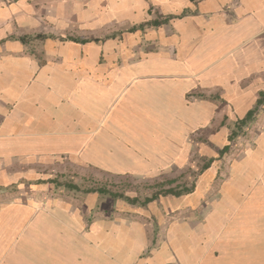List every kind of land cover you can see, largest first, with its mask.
<instances>
[{
	"label": "crops",
	"instance_id": "0c3cea01",
	"mask_svg": "<svg viewBox=\"0 0 264 264\" xmlns=\"http://www.w3.org/2000/svg\"><path fill=\"white\" fill-rule=\"evenodd\" d=\"M260 94L264 0H0V264H264V114L232 130ZM193 168L163 245L142 208L59 184Z\"/></svg>",
	"mask_w": 264,
	"mask_h": 264
},
{
	"label": "rangeland",
	"instance_id": "374dc122",
	"mask_svg": "<svg viewBox=\"0 0 264 264\" xmlns=\"http://www.w3.org/2000/svg\"><path fill=\"white\" fill-rule=\"evenodd\" d=\"M261 96H264V94H260ZM262 103V99L259 100L256 103V108H254L251 113L244 119V121L241 120V123H236L233 124L232 130H237L239 132L242 131L241 135L245 133V139L247 138L248 134H250L252 131H246V127L250 125V127L252 128L254 126V121L255 118H258V115H263L264 114V108L261 107ZM227 125H224V128H227ZM248 128V127H247ZM249 129V128H248ZM245 141L243 139V137H230L228 136V144L226 145V152L225 154V159L228 158V156L231 154L230 152L233 151L236 146L234 145L237 141ZM252 141V138H250V140H246L245 145H243V147H245L247 144H250ZM234 145V146H233ZM235 152V151H234ZM197 155V154H196ZM198 156V161L200 160V156ZM220 158H222V156H220ZM223 159V158H222ZM203 164V163H201ZM203 166V165H202ZM200 167V166H199ZM202 168V167H201ZM199 168H193L192 170H187V171H176V172H169L170 176H174L176 178V181L178 183L179 186H185L186 184L189 186L191 185V183L195 182V179L197 178L198 174L200 171H198ZM85 173V172H84ZM82 171H77L76 172H72L71 170H66L64 172L63 176H60V182L59 184H61V186L65 187L66 189H69V186L74 183V185H77V187L80 188L81 191H83V189L88 190V186L92 187H98L96 189V191L98 189H100V187H104L108 190H106V192H108L110 194L111 197H115L117 198H122L123 200L127 201V199L130 198H134L135 196L138 197L137 200L135 201V207L138 208H142V210L145 212V214H147L146 216H143V218H140V213L139 212H131L132 214H135L134 216H138L134 217V219H130L131 221H133V223H135L136 221L138 222V220H142L144 221V225L147 227H152V224L154 226L157 227V230L159 232V236L158 239L162 240V242H159V245H163V243L167 241V233H166V228H168L170 226V223H172L171 221L174 218L177 217H181L182 216V211H180L178 213V210H176V214L171 215L172 217L169 216V212L173 211V208L171 207V202L169 201V196H163L164 194H160V196L157 197V199L154 201H151L150 203H148L147 205L144 206V202H145V197L146 196H150L152 195V193L156 190L159 189L158 185H154V182L151 181H144L143 179H130L128 182H124L123 177L114 179L112 181H103V182H99V181H93L94 178H98L97 176L99 175V172H95L94 175H96L94 178H92L90 175H82L84 174ZM92 173V172H91ZM67 174V175H66ZM92 182V183H91ZM163 184L162 187L163 188H167V186H169L168 183H165L164 181L161 183ZM173 185V184H172ZM177 185V186H178ZM88 187V188H87ZM87 188V189H86ZM77 190H79L78 188H76ZM79 190V191H80ZM102 193V192H101ZM129 197V198H128ZM126 205V203H123L122 200H118L117 202V207L120 209V214H123L125 211L122 212V210H124L121 206ZM132 208L131 210L134 211V206L130 205ZM109 208L103 209L101 207V205L99 207H95L94 212L92 213L94 215V213H96L97 215H101L103 216L104 213L107 214V218H111L114 214H117V211H108ZM141 210V211H142ZM155 210V211H153ZM156 210H161L162 218L161 216H159V213H156V215H154V213L156 212ZM165 212V213H164ZM89 215V214H88ZM160 218V219H159ZM152 222V224H151ZM152 228L149 229V232H151ZM151 234H148V237H150Z\"/></svg>",
	"mask_w": 264,
	"mask_h": 264
},
{
	"label": "trees",
	"instance_id": "16d2710c",
	"mask_svg": "<svg viewBox=\"0 0 264 264\" xmlns=\"http://www.w3.org/2000/svg\"><path fill=\"white\" fill-rule=\"evenodd\" d=\"M244 119L245 118H243L242 121H244ZM239 123H241V120L239 121ZM74 187H77V186L74 185ZM192 188H193V184L190 185V186H186V185L185 186H179L178 185L176 187H170V188H166V189L165 188H159L153 193V196H149V197L146 196L145 197V202L143 204H146V203L156 199L159 194H170L171 193V194H174L175 196H179V195H182L184 193L190 192L192 190ZM98 191L99 192H106V189L104 187H101L100 189H98ZM137 198L138 197L135 196L134 198L127 199V201L129 203H131V204H135V201L137 200Z\"/></svg>",
	"mask_w": 264,
	"mask_h": 264
}]
</instances>
